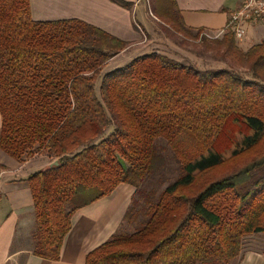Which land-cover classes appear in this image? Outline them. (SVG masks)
<instances>
[{
    "label": "trees",
    "instance_id": "16d2710c",
    "mask_svg": "<svg viewBox=\"0 0 264 264\" xmlns=\"http://www.w3.org/2000/svg\"><path fill=\"white\" fill-rule=\"evenodd\" d=\"M162 1L173 29L203 30ZM213 43L250 76L153 51L98 86L127 41L79 18L36 20L31 0H0V149L59 161L26 178L35 255L58 260L75 212L123 183L135 192L121 228H134L86 264H237L246 236L264 233V39L246 51L232 32ZM169 160L177 175L167 182ZM214 170L226 173L205 177ZM150 179L157 186L145 188Z\"/></svg>",
    "mask_w": 264,
    "mask_h": 264
},
{
    "label": "crops",
    "instance_id": "0c3cea01",
    "mask_svg": "<svg viewBox=\"0 0 264 264\" xmlns=\"http://www.w3.org/2000/svg\"><path fill=\"white\" fill-rule=\"evenodd\" d=\"M175 1L186 26L214 33L227 30L230 13L241 3V0ZM138 6L139 3L128 10L110 0H31L32 16L36 20L79 18L127 42H136L141 36L134 27ZM247 31L245 40H238L240 45L247 48L260 43L264 39V19L258 24L249 25ZM129 47L108 61L105 66L116 62L107 71L121 66L117 59ZM1 129L0 113V135ZM51 163V159L45 155L20 161L0 149V264H86L87 254L109 240L121 227L135 192V188L126 183L117 186L110 195L75 212L58 260L35 255L32 252L35 209L26 178ZM263 235L256 233L246 236L252 237L253 244L259 242H254L255 238L261 244L259 248L252 247L251 243L247 247L244 244L237 264H264Z\"/></svg>",
    "mask_w": 264,
    "mask_h": 264
},
{
    "label": "rangeland",
    "instance_id": "374dc122",
    "mask_svg": "<svg viewBox=\"0 0 264 264\" xmlns=\"http://www.w3.org/2000/svg\"><path fill=\"white\" fill-rule=\"evenodd\" d=\"M133 1L135 2L134 6L135 4L139 3V6L135 10L138 18L136 17L137 21H135L134 24L137 26L136 30H138L141 34V39L139 38V40H137L136 42H128L127 47L130 46V49L123 53L117 59V62H120L119 65L124 66L133 58L139 55L157 51L183 63L194 64L201 69L230 68L239 73H242L247 77L250 76V74L248 73V67L246 65L237 63L238 61L233 58V55L226 54V49L224 47H218L216 43H213L215 40H221L226 33L232 32L231 30L227 29L220 33H214L203 29L201 31H192L193 35H186L184 33L176 31L170 26V24L168 25L166 23L169 22L167 19L168 15L165 10L166 1ZM167 4L168 6L171 4L170 0H167ZM248 27L249 26H247V28ZM242 40H245V38ZM236 41L238 47L241 50L244 51L250 48H246V46H243L242 44L240 45L237 39ZM115 62L112 61L110 65L103 68L101 75L98 78V86L100 85L101 76L103 75V73L111 69L112 64H114ZM161 143L165 147L167 146L166 141L161 140ZM251 155L253 154H247L241 158H248ZM174 166L175 163L169 160L167 168L163 171V173H165V175H167L168 177L167 182L174 180L177 175L176 168ZM225 173L226 172L224 171L214 170L207 173L205 177L216 178L220 175H224ZM161 174L162 172L159 175ZM154 186L156 187L157 183L155 184V180L153 179L149 181L148 184H145V188ZM133 228L134 225L125 224L122 228L120 227L119 229H124L125 231L130 232L133 230ZM251 238L252 237H246L244 239V244L246 245V247L251 243L252 247L259 248L261 241L257 238H253L254 242L259 241L257 244H253L251 242Z\"/></svg>",
    "mask_w": 264,
    "mask_h": 264
},
{
    "label": "built area",
    "instance_id": "2783aa9c",
    "mask_svg": "<svg viewBox=\"0 0 264 264\" xmlns=\"http://www.w3.org/2000/svg\"><path fill=\"white\" fill-rule=\"evenodd\" d=\"M264 19V0H241L240 5L230 13L227 29L237 40L247 37V26L255 25Z\"/></svg>",
    "mask_w": 264,
    "mask_h": 264
},
{
    "label": "water",
    "instance_id": "95a60500",
    "mask_svg": "<svg viewBox=\"0 0 264 264\" xmlns=\"http://www.w3.org/2000/svg\"><path fill=\"white\" fill-rule=\"evenodd\" d=\"M58 164H59V161L55 160L49 165V167H53V166L58 165Z\"/></svg>",
    "mask_w": 264,
    "mask_h": 264
}]
</instances>
